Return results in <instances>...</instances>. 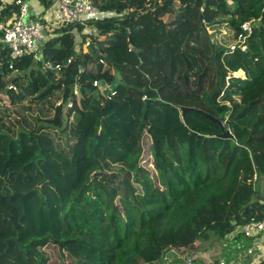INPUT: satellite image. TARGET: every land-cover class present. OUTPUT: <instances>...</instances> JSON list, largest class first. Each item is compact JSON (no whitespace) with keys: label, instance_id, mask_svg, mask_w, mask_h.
I'll use <instances>...</instances> for the list:
<instances>
[{"label":"trees","instance_id":"1","mask_svg":"<svg viewBox=\"0 0 264 264\" xmlns=\"http://www.w3.org/2000/svg\"><path fill=\"white\" fill-rule=\"evenodd\" d=\"M103 1L119 17L98 23L105 38L89 52L73 24L43 44L46 60L74 58L58 79L0 43V264H161L170 246L264 217V0ZM18 11L11 3L0 19ZM85 63L81 101L56 107ZM95 79L118 80L117 94L106 99ZM52 145L68 161L52 174L66 187L54 221L45 198L39 215L36 191L14 184L34 186Z\"/></svg>","mask_w":264,"mask_h":264},{"label":"built area","instance_id":"2","mask_svg":"<svg viewBox=\"0 0 264 264\" xmlns=\"http://www.w3.org/2000/svg\"><path fill=\"white\" fill-rule=\"evenodd\" d=\"M38 5L36 11H30V3L28 0H13L6 1V6H0V10L7 7L11 3L19 5V11L6 20L0 19V43L5 45L13 59H20L25 55L33 54L37 61H42L43 66L48 69L57 70V79L61 72L73 62L74 58H68L64 63L55 64L51 60H46L42 53L43 44L56 34V29H62L70 24L81 26L82 32H79L78 47H81L82 53L86 54L91 45H96L103 40V34L98 32L93 27V21L102 14V9L94 2V0H46L50 2L47 6L43 0H37ZM242 28L246 32L252 31V23L245 22ZM84 35V36H83ZM242 42L245 37H242ZM81 43L82 46L79 44ZM244 49V43H240ZM235 49V45L231 46ZM103 64V72L108 69L113 70V75L116 70L111 67L104 58L100 59ZM91 69L89 63H85L79 67L76 77V84L74 86L73 94H71L68 101L60 99L56 103L57 106L74 109L75 101H81L80 85L84 80L83 76ZM100 80L95 79L93 86L100 89ZM118 80L112 79L106 81V88L102 94L108 100L112 99L118 92ZM8 87L17 90V86L8 84ZM147 98V96H145ZM75 115V110L71 113V118ZM264 210V209H263ZM264 234V217H253L240 227L236 235L232 236L230 240L222 239L220 242L226 244L225 247L233 253L235 251V258H220L218 264H260L256 260L250 261V257L256 254L255 244L257 238ZM252 242V244H250ZM234 250V251H233ZM171 251H175L172 249ZM187 264H193V258L186 259Z\"/></svg>","mask_w":264,"mask_h":264},{"label":"rangeland","instance_id":"3","mask_svg":"<svg viewBox=\"0 0 264 264\" xmlns=\"http://www.w3.org/2000/svg\"><path fill=\"white\" fill-rule=\"evenodd\" d=\"M4 1H10L11 2L13 0H4ZM107 2H109V1L105 0V1H103L102 4L103 5L108 4ZM179 7H180V5L178 4L177 8H179ZM125 12H127V10ZM115 17H119V15H115V11L102 9V14L97 19H95L93 21V24H94L93 28L96 29L98 32L102 33L101 29L98 28V23L104 19L110 20V19H114ZM57 30L58 29H56V34L54 36L59 35ZM104 38H105V35L103 36V39ZM78 39H79V35L76 36V43H79ZM237 75L244 76V74H242V73L239 74V72H237ZM10 83L13 84L9 80V82H7L5 84V87L10 89L8 87V84H10ZM14 91H18V87H17V90H14ZM49 148H50V153L47 154L48 161L46 163L42 162L41 167L35 168V175L38 176V179L36 180L34 186L22 188L21 187L22 186L21 181H19V182L15 181L14 184L16 185L18 193H20L22 196H26V195L30 194L31 192L36 191L37 196L34 199L35 200L34 206H35L36 211L38 212L39 215L41 212V207H40L41 202L45 198L47 201V205L49 207L48 215H49V217L52 218V221H54V219H55L54 214H53L54 207L56 206L59 197L61 199V196H62L59 192L60 191L59 187H61V191L63 193L66 191V187H65L64 181L62 179L58 178L59 180L56 181L55 179H53L52 174L55 173V169H58V170L65 169L66 170L67 165H68V161L56 151L54 145L49 146ZM42 166H44V169L42 168ZM27 173H26V175L29 174V173L28 174ZM65 174L67 175V172ZM18 177L19 176H17V178ZM21 201H22L23 206H25L23 199ZM26 207H28V204H26ZM29 207L32 208L33 204L30 203ZM25 214L30 215V213L27 211ZM201 242H202V244H204V243H207L209 241H201ZM250 244H252V242ZM225 246H226V244H224L223 242L217 241V242H215L213 247L204 250V252H201V255H199L198 252H195L196 250L193 249L192 247L185 250V249L177 248L175 246H173V247L170 246L171 248L169 247L170 249L167 248V250H164L163 255L160 256V259L163 258L162 263L161 262L160 263L161 264H187L186 259L188 257H191V258H193V261H194L193 264H216V262L218 264V260L220 258L227 257L226 252H225ZM254 246H255V248L259 247V245H256V244ZM172 249H175V251L174 252L171 251ZM80 251H81V249H80Z\"/></svg>","mask_w":264,"mask_h":264},{"label":"crops","instance_id":"4","mask_svg":"<svg viewBox=\"0 0 264 264\" xmlns=\"http://www.w3.org/2000/svg\"><path fill=\"white\" fill-rule=\"evenodd\" d=\"M28 1L30 3V11H34L35 12L36 8H37V5H38V1L37 0H28ZM236 234L237 233L235 232V233L229 235L227 237L228 239L227 238L226 239L230 240V238L232 236L236 235ZM217 241L220 242V240H217ZM217 241H215V242H217ZM215 242H213V243L207 242V243H204V244H202V242H200V243L197 242L192 248L196 250L195 252H198V254L201 255V252H204V250L213 247ZM256 245H259V247L255 248L256 254L254 256L250 257V261L256 260L257 262H261V261L264 260V234L260 235L257 238V244ZM225 252H226L227 257H224V258H235L236 257V255L234 254L235 251L232 253L229 250V248H227V247H225ZM216 264H217V262H216Z\"/></svg>","mask_w":264,"mask_h":264},{"label":"water","instance_id":"5","mask_svg":"<svg viewBox=\"0 0 264 264\" xmlns=\"http://www.w3.org/2000/svg\"><path fill=\"white\" fill-rule=\"evenodd\" d=\"M100 91L103 92V90L106 88V80L105 79H101L100 80ZM190 110H196L198 112H201V113H204L206 114L207 116H210V114L206 113L205 111L201 110V109H197V108H190V107H184L183 108V113H186ZM232 135V132L230 130H227L225 133H223V136H231ZM233 223L235 224L236 221H233Z\"/></svg>","mask_w":264,"mask_h":264},{"label":"clouds","instance_id":"6","mask_svg":"<svg viewBox=\"0 0 264 264\" xmlns=\"http://www.w3.org/2000/svg\"><path fill=\"white\" fill-rule=\"evenodd\" d=\"M240 71H243V70H240ZM243 74H244V76H245V72L243 71ZM144 98H145V96H144ZM146 99V98H145Z\"/></svg>","mask_w":264,"mask_h":264}]
</instances>
